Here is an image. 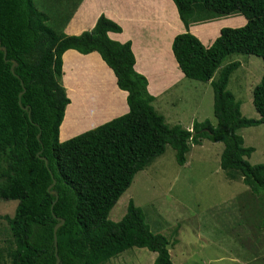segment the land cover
Here are the masks:
<instances>
[{"label": "trees", "instance_id": "obj_1", "mask_svg": "<svg viewBox=\"0 0 264 264\" xmlns=\"http://www.w3.org/2000/svg\"><path fill=\"white\" fill-rule=\"evenodd\" d=\"M80 1L0 0V44L6 47L7 59L0 50V199L17 201L13 216L0 215L12 236L13 247L6 253L9 264H55L54 216L64 219L57 230L59 264H103L133 247L156 253L153 264H173L168 238L151 230L133 200L120 220L109 219V213L135 174L167 145L183 165L189 143L201 144V139L222 142L220 168L239 172L253 195H264V162L248 161L254 148L245 146L238 133L264 124V0H173L186 28L211 17L204 8L246 19L241 26L221 28L208 47L188 30L173 38L172 52L185 77L210 81L213 92L216 123L194 120L190 129L168 125L154 109L146 78L134 70L131 43L108 36L121 31L119 24L101 14L89 31L59 32ZM68 49L98 52L114 72L117 86L127 91L129 109L60 141L59 126L69 103L60 82L62 54ZM234 53L262 59L263 73L252 89L259 118L245 117L240 101L227 88L239 61L225 64L214 77ZM12 60L17 62L14 74ZM53 182L57 198L48 191Z\"/></svg>", "mask_w": 264, "mask_h": 264}, {"label": "rangeland", "instance_id": "obj_2", "mask_svg": "<svg viewBox=\"0 0 264 264\" xmlns=\"http://www.w3.org/2000/svg\"><path fill=\"white\" fill-rule=\"evenodd\" d=\"M204 10L211 17L191 23H223L227 19L224 26L238 27V18L245 19L239 13L218 15ZM235 60L240 65L231 73L227 88L240 101L245 117L259 118L252 103V89L263 73L260 57L231 54L216 69L214 77L225 64ZM168 93L175 100L180 98L174 105L168 104L169 108L156 104L168 125L180 123L188 128L192 117L216 123L211 84L186 77ZM238 133L245 146L254 148L248 161L264 162V124L243 127ZM222 149V142L208 139H201V144L189 143L186 162L179 165L174 149L167 145L162 155L135 174L111 209L109 219L120 220L128 201L133 200L144 211L151 230L168 238L173 264H264V195H253L239 172L220 168ZM16 204V200L0 199V215L13 216ZM12 247L8 223L1 219L0 257L4 264H9L6 253ZM155 256L147 249L133 247L103 264H153Z\"/></svg>", "mask_w": 264, "mask_h": 264}, {"label": "crops", "instance_id": "obj_3", "mask_svg": "<svg viewBox=\"0 0 264 264\" xmlns=\"http://www.w3.org/2000/svg\"><path fill=\"white\" fill-rule=\"evenodd\" d=\"M101 14L121 27L120 32H108L111 39L131 43L134 70L146 78L147 91L154 97L152 105L158 113V102L169 108L168 104L180 101L168 92L186 78L172 52L175 35L188 30L208 47L228 23L227 19L223 23L208 20L191 23L186 28L173 0H81L59 32L78 35L89 31ZM238 19L241 21L237 25L245 24L246 19ZM60 82L69 98L59 126L60 141L123 115L129 109L127 91L117 86L114 72L96 51L82 54L75 49L66 50L62 54ZM207 83L210 85V81ZM195 119L191 118L189 127Z\"/></svg>", "mask_w": 264, "mask_h": 264}, {"label": "water", "instance_id": "obj_4", "mask_svg": "<svg viewBox=\"0 0 264 264\" xmlns=\"http://www.w3.org/2000/svg\"><path fill=\"white\" fill-rule=\"evenodd\" d=\"M0 50L3 51V57H4L5 60H7V59H6V47H5V46H2V45L0 44ZM16 66H17V62H16L15 60H12V64H11V66H10V70H11V72H12L13 74H14V68H15ZM20 83H21V85H23V82H22V81H20ZM23 91H24V90H22V92H23ZM22 92L19 93V97L21 96ZM19 104L21 105L20 100H19ZM23 109L26 110L27 107H23ZM28 114H29V113H28ZM37 137H39V134L37 135ZM37 156H38V157H41V156H40V152L37 153ZM41 158L44 159L45 165H47V163H48L47 159H46L45 157H41ZM53 184H54V182L51 183V184L48 186V191H49L51 194L55 195L56 198H57V197H58V194H57L56 190L51 189L52 186H53ZM54 217L57 219V223H56V224L54 225V227H53V246H54V252H55V257H56L55 264H59V263H60V259H59L58 255H57V253H56V250H57V230H58V228L64 223V219L61 218V217H57V216H54Z\"/></svg>", "mask_w": 264, "mask_h": 264}]
</instances>
